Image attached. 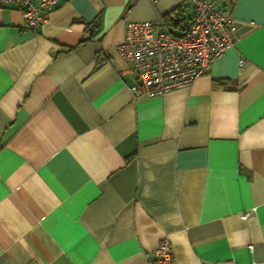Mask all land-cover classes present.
Here are the masks:
<instances>
[{
  "label": "crops",
  "instance_id": "0c3cea01",
  "mask_svg": "<svg viewBox=\"0 0 264 264\" xmlns=\"http://www.w3.org/2000/svg\"><path fill=\"white\" fill-rule=\"evenodd\" d=\"M216 1L234 45L140 97L123 15L180 32L185 0H60L33 29L0 6V264H154L164 238L174 264H264V0Z\"/></svg>",
  "mask_w": 264,
  "mask_h": 264
},
{
  "label": "built area",
  "instance_id": "2783aa9c",
  "mask_svg": "<svg viewBox=\"0 0 264 264\" xmlns=\"http://www.w3.org/2000/svg\"><path fill=\"white\" fill-rule=\"evenodd\" d=\"M157 1V0H152ZM60 0H0V6H14L29 29L46 21ZM193 10L180 32L163 23L127 19L116 50L129 63L135 77L134 97L159 95L188 88L214 60L234 45L231 7L216 0H185ZM240 60V65L243 63ZM247 215V214H246ZM154 264H174L170 243L162 239L154 249Z\"/></svg>",
  "mask_w": 264,
  "mask_h": 264
},
{
  "label": "trees",
  "instance_id": "16d2710c",
  "mask_svg": "<svg viewBox=\"0 0 264 264\" xmlns=\"http://www.w3.org/2000/svg\"><path fill=\"white\" fill-rule=\"evenodd\" d=\"M181 20L182 19L180 17H177V15H176V17L168 15L167 17H165V21L163 24L165 27L169 28L171 30V32H175V28L180 25ZM213 85L214 86L224 85V80L214 79Z\"/></svg>",
  "mask_w": 264,
  "mask_h": 264
},
{
  "label": "rangeland",
  "instance_id": "374dc122",
  "mask_svg": "<svg viewBox=\"0 0 264 264\" xmlns=\"http://www.w3.org/2000/svg\"><path fill=\"white\" fill-rule=\"evenodd\" d=\"M186 12H187V20H188V14H189V11L187 10Z\"/></svg>",
  "mask_w": 264,
  "mask_h": 264
}]
</instances>
